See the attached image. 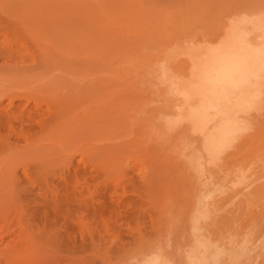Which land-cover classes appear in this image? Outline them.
I'll list each match as a JSON object with an SVG mask.
<instances>
[{
  "label": "rangeland",
  "instance_id": "1",
  "mask_svg": "<svg viewBox=\"0 0 264 264\" xmlns=\"http://www.w3.org/2000/svg\"><path fill=\"white\" fill-rule=\"evenodd\" d=\"M255 1L257 0H227V2L226 0H0V89L9 86L12 87L13 84H22V86H28L29 84H33L35 86V84H37V88L38 86L39 88L46 87L45 89H53V87H55V90L53 91L63 93L67 92V82L70 79L69 73L76 72L79 75L86 73L87 76L91 78H93V76L95 77V75L103 76L105 75V73L107 74V72L108 74H112L111 76H113V74L115 76V71L118 70L119 72L117 71L118 73L116 72V74L120 75V73L122 72H120V70L127 71L129 67V70H132L131 72H137V70L143 71L144 69V71L147 70L148 72H153V74H157L156 76H158L161 71L162 64H165V62L168 61H174V63L168 62L169 65L167 64V66L169 67V70L171 71L170 67H172L174 68V70L172 69L173 72L171 71L172 73H174L175 75H177L178 73L179 76L182 74L181 76H183L187 70L186 65L183 63V67L179 60H176L177 57H174V60L173 56L171 57V55L179 53V50L181 48L182 49L180 50V54H182V51H184V45H186V48H184L186 52V49H188L187 47L189 46L188 43H190V46H193L191 45V43H195V45H198L197 43L200 42V38L205 39L207 37L206 39H208L211 34L212 35L210 39L214 41V39H212L214 32L211 31V26H213L214 24L217 26V24H219L222 20L223 22L225 20V23L228 22L227 24L229 25V22H231L230 18L233 17L231 18L232 20L236 19L235 13H241V11L244 10L243 7L241 8V6H244L245 11L243 12L246 13L249 12V8H251V10L255 9L254 5H256L258 9L263 5L260 4L259 0L257 1L258 3ZM249 3L250 5H247ZM220 6L222 7L219 8ZM229 7L230 9H228ZM224 9H227L228 11ZM232 12L234 14H232ZM166 15L168 16V18ZM232 23H234V21H232ZM215 25L213 27H215ZM231 25L232 24L230 23L229 26ZM203 26H205V28ZM208 29L210 30L209 32L207 31ZM213 30L215 31V28ZM196 32H198V34ZM206 34H208V36H206ZM45 39H47V41H49L50 43L45 42ZM179 39L181 42L179 41ZM195 39L197 43L195 42ZM171 40H173V42ZM216 41L218 42L219 40ZM211 42L208 40V43ZM40 43L43 46L44 43H48L49 46L51 45L50 47H53V49H55L52 52L56 54L57 58H52V60H50V64L42 63V57L41 55H38V49L41 51V48L38 46L41 45ZM174 43L175 45H173ZM218 43L213 44L217 45ZM213 44L211 45V47H214ZM167 51H169V53ZM154 52H156V55L159 54L160 57L159 55L155 56ZM171 52L172 54L170 55ZM163 54L165 55V57ZM168 56L171 57V60L167 59L166 61L165 58H168ZM39 57H41V59ZM162 57L164 58V60ZM99 58L100 60H98ZM88 59L95 60L89 61ZM159 61H161L162 63L160 62V64ZM156 62L158 63V66L159 64L161 65L159 67L160 71L157 67ZM178 62L180 63L179 65H177ZM171 63H173V65ZM126 65L127 67L124 68ZM113 70L114 72L112 73ZM176 70L178 71L176 72ZM35 79L37 80V82ZM72 81H74V78L72 79ZM65 83L66 86L64 88ZM10 87L8 89H10ZM166 90L167 89H164V92H162V100L165 101L167 97H169L168 102L167 100L165 102H161L163 104L162 119H165V121V116L167 117L169 113L171 114L172 112H174V109L170 107V105L177 102L174 99L175 97L171 93H167ZM122 93L119 92L118 95H123V97L125 98L123 100H126V104L131 106H137L140 104L141 101L139 102L140 99L138 95H129V97L126 93V95ZM73 94L78 96L80 94V91H74ZM114 94L115 96L117 95L116 93ZM114 94L112 93L111 95ZM169 94L172 96H170ZM148 95L149 94L147 93L146 97H142V100L149 99L148 97L150 96ZM125 96H127V98ZM164 96L166 97V99ZM95 98H92L93 101ZM102 98L105 99V97ZM109 98V100H113L111 99L112 96ZM96 100L94 102H96ZM107 100L108 99H106L105 102ZM135 100L136 102H133ZM146 100L143 102L147 103ZM23 101L25 102L26 100ZM149 101L150 103L148 102L147 104L152 107L154 102L150 99ZM94 104L96 105V103ZM163 106L166 107L164 108ZM2 108L3 105L0 104V110H2ZM7 108L12 109L11 107ZM43 108L46 109L45 106ZM49 113L51 114V112H47V109L41 110V113H36L35 117L37 118V120L35 121V123L40 125V128L44 126L43 122L48 119L47 117L50 118ZM0 114L4 115V113H1V111ZM111 114L112 116L108 114L107 117L100 114V118L96 117L97 120H93L94 123L91 122L92 120H87L90 121L88 122L90 124L84 122L86 123V126L85 124H83L84 127H86L85 130H83V125L81 127L82 130L79 128L83 136L80 135L78 137L76 131L80 132V130L75 128L76 131L74 132V135H77L73 136V133L70 134L77 139L74 138L75 140L72 141L70 139H66L71 143L66 141L65 146L63 142L62 149L58 148L59 146L57 145V148L60 149L58 152H61V150H65L66 152L67 147H69L70 151H67V154L65 153V156L72 161L68 164L69 168L66 171L67 174L64 177L57 175L52 178L53 181H51L50 179L51 183L48 182L46 184H48L49 186L50 183L51 185L50 188L52 191L48 189L49 193L51 191L50 195L58 193L56 194L57 196L60 195L61 198L66 197V200H68L67 196L69 197L70 202H64L63 204H60V207H63L65 205L63 209L67 206L65 208L66 212H62L63 209L61 210L59 206L57 207L56 203L54 205L52 204V207L46 209V214L44 213V209L41 210V214L43 213L44 215H41L40 212L38 214L37 212L34 213V210H27L25 212L22 207V202L18 198V196L16 195V197L15 195H10L11 191L8 187L6 179L2 178L3 176L0 178V244H3V246H0L1 249L4 248L5 244L7 245L10 241H17L16 235L17 232L22 230L23 223L36 224V227L37 224L39 225L40 223H42L41 225H45L48 230L54 227L49 230L51 240V235L53 234V241H49V238H47V241L46 239L40 240L36 237H32L28 244L24 243L19 245L18 254L6 258L2 257L3 262L0 264H127V261L129 264H208L204 257L205 253H203L204 255H202L198 254L197 251H193L197 253V255L193 254L191 251L195 250L192 246L199 248V246H196L197 244H192L194 243V241L197 243L198 238L196 237H198V235L196 236V234H198V232H194V229L191 230L192 224L190 223L191 221L187 218L188 215H178V213L185 209L184 207H186V203L188 207H190L192 201L191 199H193V195H195V193L193 194V191H195L193 189L195 188V186H192V184H194L193 180L187 174L188 171L183 168V163L179 159V156L181 155H177L178 151H176V155L173 157V153L175 151L172 150L173 148L176 149L177 147V142L175 141V139L178 134L177 132H179L180 126L182 125L179 126L178 124L176 126V124H174L172 128L167 127V129L164 123L165 121H162L163 125L161 132L163 134L161 133V137L163 138L165 133V139L163 138V140L165 141L162 140L161 142V161L159 158L161 169L155 174L149 172L148 169L146 171V174L149 176H146V174L142 172L143 170L141 168V163L137 162V160L139 161L140 158L142 159L144 152L146 154L147 151H140L141 148L139 149L136 146L131 147V144H133L135 141V139L133 138L136 135L135 132H137L136 129L139 123L137 125L136 123H131L133 125H130L129 122L123 121V118H121V120L119 121H116V117L114 118L113 115L117 113ZM172 115L173 114L169 116ZM19 118L20 117L16 115H14V117L5 115L3 117V120L10 127L14 125L16 130V125L20 124V128H18L19 130H22V121ZM117 118L119 119V116ZM122 121L125 123H123ZM114 122L115 125L113 124ZM70 124L74 126L73 123H69L68 126H71ZM89 125L90 127L88 128ZM173 128L175 129L174 131L172 130L165 132V130ZM15 129L3 128L2 132L4 134H8V132H11L10 135L13 136L12 141L18 146H23L22 143L24 142L23 144H26L28 142L29 136L31 137L32 135L28 134L26 135L28 136V138H26V133L23 132L22 134V131L24 130H17L19 132H16ZM106 130L109 131L107 134H109L110 137L107 136ZM91 132L93 135L91 134ZM110 132H112V134ZM126 132H129V134ZM130 133L132 135H130ZM21 136L24 138V140ZM166 136L168 137L166 138ZM15 137H18V140ZM83 137L84 139H82ZM105 137L108 138L104 139ZM126 139H133V141H131V144H129L130 141H128V146H124L123 143ZM20 140H22V143L20 142ZM107 140H109V142ZM180 140L181 139H179V141ZM52 141L54 142L55 139ZM105 141H107L108 143ZM120 141L124 142L121 143ZM56 142L57 141H55V143ZM112 142H114V145L112 144ZM119 142L121 145L119 144ZM168 142H172V144ZM79 143L83 145H85L86 143L87 146L85 145L84 147H87L89 149L85 148L80 150ZM161 143L159 144L160 146ZM199 143H201V141ZM167 144L170 146H168ZM104 145L106 146V148ZM117 145L121 148H119ZM110 146H112V148H114L115 146V150ZM122 146H124V148ZM116 147L118 148L116 149ZM80 148H82V145ZM90 148L94 149L91 151ZM99 148H105L104 152H107L108 150L107 154H103V149H101V152ZM180 148L178 147L179 150ZM169 149L172 150L170 151ZM78 150L80 151L78 152ZM83 150L86 152V154L89 152L87 154L88 157L86 156V154L85 156H83ZM98 151H100L101 153H99ZM180 151L179 153L181 154ZM58 154H53V156L56 155L54 157H60L61 153L60 155ZM99 154H101V157L97 156ZM108 154L111 155L109 156ZM71 156L73 157L70 158ZM178 159L181 161V164L179 163L180 161ZM134 160H136V164ZM145 161L150 162V158L149 161L145 158ZM129 162H132L131 166ZM124 164L129 166L130 168L124 166ZM121 166L123 169H121ZM120 169L122 171H120ZM29 171L31 172V170ZM0 175L2 174L0 173ZM143 175L148 177L145 179V181L143 180ZM141 179L144 182H142ZM5 184H7L8 188H6ZM106 184L109 185L107 186ZM188 185H190L191 188ZM80 190L82 191L81 193ZM152 191L154 192V194ZM185 191L189 193L187 194ZM157 193L159 194V196ZM191 194L193 196L192 198ZM155 196L158 197L156 198ZM76 200L78 202L82 201V203L85 202L87 204L82 205L84 208L76 207L75 205L78 204H76ZM183 201L186 202L184 203ZM33 203L34 202L30 204V207L33 205ZM166 203L168 204V206H166ZM67 204H70L72 207L75 206V208H72L70 205L68 207ZM159 209H161L160 211L163 210V215L161 214V212V215L159 214ZM167 214H169V216ZM174 216H176V219L178 220H176ZM239 220L241 221H239V223H241L242 227H245L248 224L246 222V218H241ZM242 220L244 222H242ZM5 223H8L6 224L7 226L3 225ZM189 224L191 225L190 228H188ZM51 231H53L54 233ZM193 232L196 234L193 235ZM245 232L246 231H242V234L240 233L241 236L237 235V238H240V243L241 238L243 239L246 237ZM224 236L223 238H225ZM191 238H194V240H192ZM3 239H5L6 241H3ZM62 243H64L65 245ZM60 247H62V249H59ZM200 249L203 250V247H200ZM226 249L227 251L224 250V255H226V253L233 252H231L229 248ZM186 250H188L189 253L188 251L186 252ZM235 251H238V248H235L234 252ZM252 251L250 250L248 251V253L243 254L244 256L240 255V258H238L235 262L233 261L232 263L258 264V255L256 254V256L254 254L258 251L255 249L253 253ZM204 252L208 251L204 250ZM222 255L223 254H221V258L224 259L225 256ZM234 255H236V258L239 256L238 253H234ZM140 258L144 263H142V261L140 262ZM143 258L146 260V262L145 260H143ZM195 261L197 263H195ZM229 263L231 264V262ZM218 264L221 263L218 262Z\"/></svg>",
  "mask_w": 264,
  "mask_h": 264
},
{
  "label": "bare ground",
  "instance_id": "2",
  "mask_svg": "<svg viewBox=\"0 0 264 264\" xmlns=\"http://www.w3.org/2000/svg\"><path fill=\"white\" fill-rule=\"evenodd\" d=\"M262 1L264 0H259L260 4H263L261 7L259 6L260 7L259 9L258 7H256V5H254L255 9L251 10V8H249L248 9L249 12H246V13L243 12L245 11L244 6H241V8L243 7L244 10L241 11V13H235L236 19L232 20L231 18L233 17L230 18L231 22H229V25L231 23L232 24L231 26L227 24L228 22L225 23V20L224 22L223 20L220 21V23L217 24V26L213 23L215 27H213L214 25L211 26L212 27L211 31L214 32V33L212 32L214 36V38L212 36V39H214V41L210 39L212 35L211 34L208 39H206L207 37L205 38L207 41L204 38H200V42L197 43L195 39V42L198 45H195V43L193 42L194 44L191 43V45L193 46H190V43H188L189 46L187 45L188 49H186V52L184 49L186 48V45H184V48H183L184 51H182L183 52L182 54H180V50L182 48L179 50V53H176L177 55L175 54V52H174L175 55H171L172 52L174 51L173 50L170 53L171 57L172 56L173 58L177 57L176 60L177 61L179 60V62L183 65V67H184V64L186 65L187 70L183 76H181L182 74L179 76L178 73L177 75L172 73L173 72L172 69L174 70V68L172 67H170L172 72L169 70V67L167 66V64L169 65L168 62L174 63V61H168V62L164 61L165 64H162V66L160 65L162 62L159 61V63L161 62L159 66H158V63L156 62L158 68L161 66V71L159 68L160 73L158 76H156L157 74H153V72H148L147 70H145L147 71L145 72L144 69L143 71H138L136 69L137 72L136 71L131 72L132 70H129V67H128L129 71L128 70L123 71L119 69L120 72L122 71L120 75L116 74L118 70L115 71V76L114 74L113 76H111L112 74H108L107 72V74L105 73V75L103 76L95 75V77L93 76V78H91V77H88L86 73L82 75H79L76 72L69 73L70 79L67 82V86H68L66 87L67 92H63V93H58V92L53 91L55 90L54 89L55 87H53V89L52 88L45 89L46 87H43L44 88L43 89L42 87L39 88L38 86L37 88L36 86L37 84H35V86L33 84H32L33 86L30 84H29L30 86L29 85L22 86V84H19L21 87L18 84H17L18 86L16 84L15 85L13 84L14 86L13 85L12 87L9 86L10 89H8L9 87H4L3 89H0V102H1L0 104L3 105L2 110L4 109L3 111L0 110L1 113L2 112L4 113V115L0 114V173L2 174L0 175V178L3 176L2 178L6 179L8 187L10 188V191H11L10 195L18 196V198L22 202V207L25 212L27 210H30V211L34 210V213L37 212L38 214L40 212L41 214V210L44 209V213L46 214L47 213L46 209L49 207H52L55 203L57 204V207L59 206V208H61L62 210L65 205L63 207L62 206L60 207V204H63L64 202L65 203L70 202L69 197L67 196L68 200H66L65 199L66 197L61 198L60 195L57 196L56 194L58 193L50 195L52 191L50 188L51 186L50 179L51 181H53L52 178H54L57 175L64 177L67 174L66 171L69 168L68 164L72 160L68 159V157L65 156L67 154V151L68 152L70 151L69 147H67L66 152L65 150H61V152H58L60 150L58 148L62 149L63 142L65 145V142L69 139L71 141L75 140L74 138L76 137H73V136H76L78 134V137H79L80 135H82L81 127L83 124H85L86 126V123L84 122L88 123L91 120H92L91 122H93V120L96 119V117L100 118L99 116L100 114L107 117L108 114L112 116L111 113H117L113 115L114 118L116 117V121H119L121 120V118H123L124 119L123 121L129 122L130 125H133L131 123H136V125L139 123L138 124L139 126L137 125V129H136L137 132H135L136 135L133 138L135 139L134 143L131 144V141H133V139H130V140L126 139L125 140L126 144L124 141H123L124 143L121 141L120 142L123 143L125 146L127 145V142L130 141L129 144L132 145L131 147L136 146L139 149L141 148L140 151L141 150L147 151L146 154L144 152L142 159L140 158L141 161L137 160V162L141 163V166H142L141 168L143 170L142 172H144V174H146V171L148 169H149L148 171L152 172V174L159 172L161 169V164H160L161 158L160 157H162L160 156L162 152L161 142L163 138L165 137V133H164V136L162 135L163 138L161 137V133H162L161 131H162V125H163L162 121H165V119L164 120L162 119V115H163L162 105L163 104L161 102H165L166 100L168 102L169 97H167L166 99V97L164 96L166 100L165 101L162 100V97H163L162 92H164V89H167L166 90L167 93H171L175 97L174 99L177 102L173 103L175 102L173 101L172 102L173 104L171 103L172 105H170V107L174 109V110L171 109L174 111L171 113L173 115L169 116L171 115L169 113V115H167V117L169 116L168 118L165 116L166 121H167V122L166 121L164 122L166 125V128L167 127L172 128L174 124H176V126L178 124L179 126L182 125L180 126V130L179 132H177L178 134L175 139V141L177 142V143L175 142L177 146L176 149L173 148V150L172 149H169V150L175 151L173 153L174 154L173 157L176 155V151H178L177 155L178 154L181 155L179 156L180 157L179 159L182 161L183 163L182 165L184 166L182 167L185 168L186 171H188V173L187 172H184V173H187L190 176V178L193 180V183L195 184V185L192 184L193 187L195 186V188L192 187L195 190V191L192 190L193 194L195 193V195H193L194 197L191 194V198L193 197V199H191L192 206L190 205V207H188L186 203V207H184L185 209L181 211L180 213H178V215H182V216L188 215L187 218L188 220L191 221L189 222L192 224V227L189 224L188 228L191 227V230L194 229L193 230L194 232L195 231L198 232V234L193 232V235L194 234H196V236L198 235V237H196L198 239H197V243L194 241V243L192 244L193 245L197 244L196 246H199V248L192 246L195 249V250H191L192 253L197 254L195 253L196 251L198 252V254H202V255H204L203 253H205L204 257L206 261L208 262V264H216V263L218 264V262L221 264L225 262L230 264L229 262H231V264H233L232 262L233 261L235 262L238 258H240V255L248 253V251L250 250L254 251L255 249L259 252V254L258 252L254 253L255 255L256 254L258 255V256L256 255L258 258L257 259L258 264H264V2ZM247 5H250V3ZM221 7L222 6H220L219 8ZM228 9H230V7ZM224 10H227V9H224ZM169 14H172V13H169ZM232 14L234 13L232 12ZM232 21H234V23H232ZM205 26L203 27L205 28ZM214 28H215V31L213 30ZM207 31L209 32L210 30L208 29ZM196 33L198 34V32ZM206 36H208V34H206ZM203 39L206 42H204ZM208 40L210 42L212 41L214 44L218 42L219 43L217 45H214L212 42L208 43ZM216 40H219V41L217 42ZM171 41L173 42V40ZM45 42H49V41L45 39ZM205 43H207L208 45ZM212 44L214 47H211ZM173 45H175V43ZM38 46L41 48V51L38 49V53H39L38 55L39 56L41 55L42 59L41 57L39 58L42 60V63L50 64V60H52V58H55V59L57 58L56 54L52 52L55 49H53V47H50L51 45L49 46L48 43H44V46L42 44ZM167 52L169 53V51ZM154 53H155V56L159 55V54L156 55V52ZM53 54L55 55V57ZM171 57L168 56V58L166 57L165 60L166 61L167 59L171 60ZM88 60L94 61L95 59L93 60L88 59ZM98 60H100V58ZM179 62L177 63V65L180 64ZM173 63L171 64L173 65ZM127 65H128V62H127ZM127 65L124 68H126ZM178 70H176V72ZM113 72L114 70L112 71V73ZM52 77H55V76H52ZM72 77L74 78V81H72L73 79ZM164 85H165V88H164ZM60 86H61V82H60ZM65 86H66V83L64 84V88ZM14 87H17V88H14ZM73 90L78 91V92L80 91V94L76 96L75 94H73L74 92ZM111 92L113 94L116 93L117 95L116 96L115 94L111 95L112 94ZM119 92L120 93L123 92L122 94L126 93L128 96L138 95L140 99L139 102L141 101L140 104L137 106H131V105L126 104L125 103L126 100L125 101L123 100L125 99L123 95L122 96L118 95ZM147 93L149 94L148 96H150V97L148 96L147 97L151 101L153 100L154 102V103L152 102L153 105L155 104L154 107L151 104L153 108L149 104H147L148 102L150 103L149 99L147 100L145 99L147 103L143 102L145 100H142L143 99L142 97H146ZM111 96H112L111 99L113 100H109L110 99L109 97ZM91 97L92 98L96 97L94 99V101L97 99L96 102H94ZM102 97H105V99ZM125 97L127 98V96ZM106 99L108 100L105 102ZM23 100H26L27 103L26 101L24 102ZM133 102H136V100ZM94 103H96V105ZM167 104H170V103H167ZM23 106H25L26 108ZM44 106L46 107L47 112L49 111L51 112V114L49 113L50 118L47 117L48 119H46L43 122L44 126H42L41 124L43 128L42 127L40 128L39 127L40 125L35 123V121L37 120L35 116L37 112L41 113V110H46L43 108ZM166 106H163V107L165 108ZM7 107H11L12 109H9ZM5 115L12 116V117H14V115L19 116L20 117L19 119L22 121L21 129L24 131L19 130L20 124L16 125L17 130L22 131V134L23 132L26 133L25 136L28 134L32 135L31 137L29 136V138L28 136H26V138H28V142L26 144H23L24 142L22 143L21 142L22 140H20L23 146H18L12 141L13 136L10 135L11 132H8L9 135L4 134L2 132L3 128L4 129L5 128L15 129L14 125L10 127L4 122L3 117ZM118 116H119V119L117 118ZM87 120H90V121H87ZM69 123H73L74 126H72V124H70L71 126H68ZM113 124L115 125V122ZM89 127L90 125L88 126V128ZM75 128L77 129L80 128L81 129V130L79 129L80 132L79 131L77 132ZM85 128L86 127H84L83 130H85ZM92 129H93V124H92ZM17 130L15 129L16 132H19ZM172 130L174 131L175 129L173 128V129L165 130V132L172 131ZM75 131L77 133V134L75 133L76 135H74ZM108 132L109 131L106 130V134ZM70 133L71 134L73 133L72 134L73 136ZM110 133L112 134V132ZM126 133L129 134V132H126ZM130 135L132 134L130 133ZM107 136L110 137L109 134H107ZM84 137L82 139H84ZM100 137H101V134H100ZM167 137L168 136H166V138ZM15 138L17 139L18 137H15ZM107 138L105 137L104 139H107ZM54 139L58 143L57 142L55 143V141L53 142L52 140ZM112 139H109V140H112ZM179 139L183 141L181 140L179 141ZM109 140L107 141L109 142ZM166 140H169V139H166ZM200 141L201 143H199ZM172 142H168V143L172 144ZM113 143L114 142H112V144ZM160 143H161V146L159 145ZM79 144H80V147L82 145V148L79 147L80 150L85 149V148L89 149L87 147H84L86 143L85 145L81 143ZM124 146L122 147L124 148ZM110 147L112 148V146ZM118 147L121 148L120 146ZM118 147H116V149ZM178 147L182 151H180ZM105 148H101L103 149L102 150L103 152ZM93 149L94 148H90L91 151ZM101 149L99 148L100 151ZM80 150H78V152ZM100 151L98 152L101 153L102 151L101 152ZM179 151L181 152V154L179 153ZM107 152H104L103 154L105 153L107 154ZM53 154H58L60 155V157H54L56 155L53 156ZM83 154H84L83 156H85L86 152L84 151ZM100 155L101 154L97 156H100ZM108 155L110 156L111 154H108ZM72 157L73 156H71L70 158ZM145 158L146 160L148 159V161L150 158V162H146ZM159 158H160V161H159ZM135 161L136 160H134V162ZM181 161L179 162L180 164H181ZM137 162H135V164ZM131 163H130V166H131ZM124 166L129 167L125 164ZM121 169H123L122 166H121ZM121 169L120 171H122ZM29 170H31V172ZM146 176H149V175L146 174ZM146 176L143 175L144 181L146 178H148ZM159 181H162V180H159ZM48 182H50L49 186L48 184H46ZM7 184H5L6 188H8ZM190 185L188 186L190 187ZM45 189L47 191L48 189L51 190L50 193L49 191L47 192ZM81 192L82 191L80 190V193ZM80 196H83V195H80ZM140 196H143V195H140ZM166 200H169V199H166ZM32 202H34L35 205L33 203L32 206L34 207L31 206L32 207L31 208L30 204ZM84 203H82V201L78 202L76 200L77 205L75 206L84 208L82 205L87 204V203L85 204ZM67 205L69 207L70 204H67ZM75 206L73 207L75 208ZM166 206H168V204ZM65 208L62 210V212L63 211L66 212ZM160 210L161 209H159V214L161 212V214L163 215L162 213L163 210L162 211ZM169 214L167 215L169 216ZM174 217L176 219V216ZM241 218H246L247 220L246 222L248 224L245 227H242L241 223H239L240 221L239 219ZM242 222L244 221L242 220ZM6 224L8 223H5L3 225L7 226ZM41 224L42 223L39 224L40 226L37 224V227H36V224L23 223L22 230L17 232V235H16L17 241L14 242L13 240L9 242L8 240L9 243L7 245L5 244L4 248L2 249L0 248V263L3 262L2 257L6 258V257H11L13 255L18 254L19 245L24 244V243L28 244V242L30 241L32 237L34 238L36 237L40 240L46 239L47 241H48L47 238H49V241H50L51 237H50L49 230H51L54 227L48 230V228L45 225L42 226ZM242 231H246L245 232L246 237L243 239L241 238V243H240L239 241L240 238H237V235H240ZM189 233H192V232H189ZM51 236H52L51 241H53V234ZM223 236L225 238H223ZM5 239H3V241ZM192 240H194V238ZM1 245L3 246V244H0V246ZM200 247H203V250L200 249ZM226 248H229V250L233 252L232 253L229 252V253H226V255H224L225 251H227ZM235 248H238V251L234 252ZM59 249H62V247H60ZM204 250L208 252H204ZM187 251L188 250H186V252ZM234 253L235 254L238 253L239 256L236 258V255H234ZM221 254H223L222 256H225L224 259L221 258ZM143 260L145 259L143 258ZM141 261L142 259L140 260V262ZM142 263L144 262L142 261ZM195 263L197 262L195 261ZM127 264H129L128 261H127Z\"/></svg>",
  "mask_w": 264,
  "mask_h": 264
}]
</instances>
